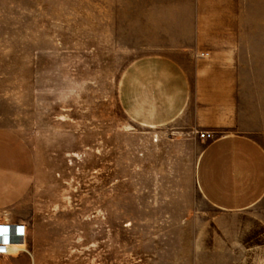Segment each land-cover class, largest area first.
Instances as JSON below:
<instances>
[{
    "label": "rangeland",
    "instance_id": "obj_1",
    "mask_svg": "<svg viewBox=\"0 0 264 264\" xmlns=\"http://www.w3.org/2000/svg\"><path fill=\"white\" fill-rule=\"evenodd\" d=\"M236 37V70L262 86L264 0H0V126L36 166L0 208L26 230L0 264H264V196L241 210L205 199L206 141L188 118L201 81L186 72L232 70ZM178 51L206 63L165 74L157 55Z\"/></svg>",
    "mask_w": 264,
    "mask_h": 264
},
{
    "label": "crops",
    "instance_id": "obj_2",
    "mask_svg": "<svg viewBox=\"0 0 264 264\" xmlns=\"http://www.w3.org/2000/svg\"><path fill=\"white\" fill-rule=\"evenodd\" d=\"M225 62L232 70L186 72L189 80H199L195 101L189 105L191 126L214 132L205 140L196 163V182L205 199L217 208L241 210L250 207L264 196V146L257 137L256 122L259 96L264 84L253 74L236 70L245 62L242 38L227 40ZM191 51L164 52L157 55L166 72L184 73L182 64L190 67L206 63ZM193 53V52H192ZM216 50L212 48L214 60ZM247 62H253L246 57ZM167 69V70H166ZM180 69V70H179ZM264 80V78H263ZM196 94V93H195ZM264 96V95H263ZM33 150L25 138L13 129L0 126V208L11 204L19 187L25 185L35 172Z\"/></svg>",
    "mask_w": 264,
    "mask_h": 264
},
{
    "label": "built area",
    "instance_id": "obj_3",
    "mask_svg": "<svg viewBox=\"0 0 264 264\" xmlns=\"http://www.w3.org/2000/svg\"><path fill=\"white\" fill-rule=\"evenodd\" d=\"M201 139H210L214 137V132L210 130L198 131ZM0 229H3V234L0 235V255H11L15 250L21 247H12L26 241L25 226L16 222L0 221Z\"/></svg>",
    "mask_w": 264,
    "mask_h": 264
},
{
    "label": "bare ground",
    "instance_id": "obj_4",
    "mask_svg": "<svg viewBox=\"0 0 264 264\" xmlns=\"http://www.w3.org/2000/svg\"><path fill=\"white\" fill-rule=\"evenodd\" d=\"M26 242V241H25ZM25 242H23L22 244H19V245H12V247H24V245H25Z\"/></svg>",
    "mask_w": 264,
    "mask_h": 264
},
{
    "label": "snow or ice",
    "instance_id": "obj_5",
    "mask_svg": "<svg viewBox=\"0 0 264 264\" xmlns=\"http://www.w3.org/2000/svg\"><path fill=\"white\" fill-rule=\"evenodd\" d=\"M3 231H4L3 229H0V235H2V234H3Z\"/></svg>",
    "mask_w": 264,
    "mask_h": 264
}]
</instances>
